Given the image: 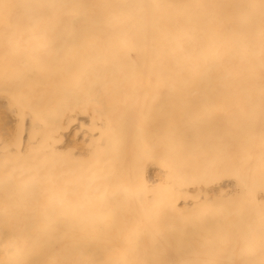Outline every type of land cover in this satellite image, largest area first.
<instances>
[{
	"label": "bare ground",
	"instance_id": "obj_1",
	"mask_svg": "<svg viewBox=\"0 0 264 264\" xmlns=\"http://www.w3.org/2000/svg\"><path fill=\"white\" fill-rule=\"evenodd\" d=\"M0 44L3 83L28 68L31 100L45 92L56 115L66 90L56 110L38 80L70 66L79 117L76 155L50 149L47 165L38 150L57 133L34 150L31 133L20 170L19 146L2 163L13 128L0 113V264H264V0H0Z\"/></svg>",
	"mask_w": 264,
	"mask_h": 264
},
{
	"label": "rangeland",
	"instance_id": "obj_2",
	"mask_svg": "<svg viewBox=\"0 0 264 264\" xmlns=\"http://www.w3.org/2000/svg\"><path fill=\"white\" fill-rule=\"evenodd\" d=\"M21 43H22V42H21ZM0 46H1V44H0ZM2 46H3V45H2ZM8 46H9V45H8ZM8 46H7V47H8ZM13 46H16V45H13ZM17 46H18L17 49L23 50V49L25 48L26 44L24 45V48H22L23 46L21 47V44H18ZM19 47H20V48H19ZM3 48H5V46H3ZM9 48L12 50L14 47L11 48V46H9ZM1 49H2V48H1ZM3 50H5V49H3ZM8 50H9V49H8ZM15 50H16V48H14L13 52L11 51L13 55H14V51H15ZM9 51H10V50H9ZM2 52H3V51H2ZM11 52H10V53H11ZM22 53H23V52H22ZM0 54H1V53H0ZM16 54H17V51H16ZM17 55H18V54H17ZM42 55H43V54H42ZM15 57H16V56H14L13 59H14ZM24 57H25V56H22L21 53L19 52V58H20L21 61H22V59L24 60ZM39 57H40V56H39ZM42 58H43V57H42ZM10 59H11V58H10ZM10 59H9V62H12V61H10ZM36 59H37V60H35V58H34V61H35V62L37 61V63H38V57H37ZM7 60H8V59H7ZM20 60H19V61H20ZM42 60H43V59H42ZM14 61H15V59L13 60V63H14V66H15V68H16V65H15V62H14ZM17 61H18V60H17V57H16V63H17ZM4 62H5V61L1 60V63H4ZM7 62H8V61H7ZM32 62H33V59H32ZM1 63H0V64H1ZM21 63L24 64L23 62H21ZM21 63H20V65H21ZM30 63H31V62H30ZM8 65H9V64H8ZM42 65H44L43 62H42ZM14 66H13V67H14ZM18 66H19V65H17V69H18ZM21 66H23V65H21ZM26 66H28V65H27V60L25 59V67H26ZM29 66H30V65H29ZM38 66H39V65H38ZM30 67H32V64H31ZM36 67H37V66H36ZM4 68H5V67H4ZM9 68H10V66H9ZM44 68H45V65H44ZM2 69H3V67H2ZM21 69H22V67H21ZM37 69H38V68H37ZM41 69H42V66H41ZM70 69H71L70 66H64V67H61V68L58 67L57 69H55V70H56L55 72H54V71H52V72H51V71H47V72H46V70H45V73H46V74H44V75L48 76V78L44 76L45 78L42 77V80L40 79L41 81H39L38 78H37L38 82H40V83H39V86H40V84H41V87L44 86V88H46V89H44L45 91H47V88H48V86L50 85V86H49V87H50L49 92H48V93L46 92V94H47V99H46L47 106H48V104L51 106V105H53L55 102H57V103L59 104V103H60L59 99L62 100V98H64V97H62V94H61V93H62V90H63V91L66 90V93H64L63 96H65V94H66L67 99H68V97H69V98H71V100H73V101L71 102L70 99L67 100V99L64 98V102L67 103V101H68V105H65V104L63 103V101H62L63 105H65V106H64V108H63L62 106H61V107H62L63 109H65V110H64L65 112L67 111V114H70L69 116H68L66 113H64V111H62V108H61V107H60V108H61V112H60V109L57 110V108L59 107L60 104H59V105L54 104V105L56 106V110H57V112H58L57 115H56L55 112H53V110H54L55 107L52 106L53 108L50 109L49 106L46 108V106H45L44 104L41 106V104L43 103V101L41 100L42 103H41V102L39 103L37 100H40L41 96L45 95V92H44L43 95H41L40 93H38V96H37V93H36L37 99H34V98H36V96L34 97L35 94L33 93L32 97H34V98L31 100V94H32V89H31V88H32L33 86H31V84H30V87L28 86V87L30 88V89H29L28 87H26V84L29 85L28 83L33 82V79L31 80V78L28 77L29 74H30V70H29L28 68L25 69V71L28 70L29 72H28V73H27V72L25 73V72L23 71V69H22V71H21V70H20V67H19V72L21 71V72H20V76H19V75L17 76V74H16L17 71H14L15 74H16V76L14 75L13 77H10V75H11V73H10L11 70H10V72H9L8 74H9V77H10L11 81L13 80L12 84H8V83L10 82V81H9L10 79H8L9 77L7 78V75H6V77L3 76V77L5 78V82H6V78L8 79V81H7V84H8V85H7V86H6L5 83H3V81H2L3 78L1 77V75H2L4 72H3V73H2V71L0 72V74L2 73V74L0 75V77H1V80H0V99H2L1 101H3L2 103H4V104L0 103V113H2L3 115H7V116L9 117V119H10V121H11V126H12L11 128H13V129H11L10 133L7 134V138L4 137L5 140L8 139V137H9V140H6V142L8 141V143L4 142L5 145H6V147H7V144H9L8 147H7V148L5 147L6 149H4V150H8V151L11 150V153L13 152V153H12L13 155L10 154V153L7 154L6 152H8V151H6V152L3 151L2 149H3V147H4L5 145H4L3 147H1V146H2V145H1L0 148H1V150L3 151V154H1L2 151L0 152V154L2 155V156L0 155V156H1V159L3 158V159H2V163H3V160H5V157L7 158L8 155H9L8 160H6V162L4 161V164H7V163H8L7 165H9V164L11 165V163L14 164V159L17 161V159H19V156H20V155H23V158H24L23 160L26 162V165L23 164V161L21 162V160H20V161L18 160L19 164H15L16 167H17V165H19V166L21 165V167H20V170H21V169H22V166H24V167H25V166H28V162H27V161H29V160H28V158H29V157H28V154L30 153V154L32 155V152L30 151L29 146L32 147L31 150H32V149L34 150V147H33L32 144H34L38 139H41L40 137L43 135V133L50 134V133H52V132H53L55 135H56V133H57V136H59V139H58L57 136H53V139L56 140V138H57V143L59 144V143L61 142V141H60V137H61V132H63V129H64V132L62 133L63 135H62L61 138L64 137V140L59 144V146H58V144H56L54 141L50 142V144L52 143V144L50 145V144H49V141H48V143L45 144V147H44V148H45L44 153H42V151H41V149H43V147H42L41 149L39 148L40 150H38V154H37V155H39V152H40V155H41V154H46L47 152H50V149H54V151H51V152H52V155H53L54 152H55V150H56V153L54 154L56 157H55V156H54V157L52 156V158H53V159H54V158H57V159H58L59 157H58L57 155H60V154H61L63 147H64V150H65V147H66V151H67V150L70 151L69 149H70L71 147L73 148V146H75V149L73 148V149H74L73 152H74V154L76 155L77 151H75V150H77V142H75V141H77V138H78V135H79V134H78V133H79L78 125H77V123H79V119H78L79 117H76L78 114H77V112H76L75 101H74V100H75L74 98H76V91H73L75 94L72 93V91H71V90L75 89V88H73L74 82H73V78H72V76H71L72 73L69 74L70 76H69V75L66 76L67 72H71ZM15 70H16V69H15ZM19 72H17V73L19 74ZM23 72H24V73H23ZM40 72H41V71H40ZM60 72H61V73H60ZM32 73H33V75H34V69H32ZM37 73H38L37 76L39 75V76L41 77L42 74H39V71H38ZM41 73H42V72H41ZM57 73H58V74H57ZM63 73H64V74H63ZM5 74H6V70H5ZM12 74H13V71H12ZM21 74L24 75V77L26 76V78H28V79H30V80L26 81V79H25L24 83L22 82V84H19V85H18V83H16V84H17V85H16V84L14 83V81H15L16 79H20V77H21V79H22ZM25 74H26V75H25ZM50 74H51V76H53V75H54V76H57L56 79L53 78V80H52V77L50 76ZM30 75H31V74H30ZM24 77H23V78H24ZM31 77L34 78V76H32V75H31ZM40 77H39V78H40ZM50 77H51V81L48 80ZM58 77L60 78L59 80H58ZM66 77H69V79L66 78ZM70 77H71V79H70ZM65 78H66V81L61 82L63 79L65 80ZM61 79H62V80H61ZM44 80H45V81H44ZM16 81H17V80H16ZM48 81H49V83H48ZM18 82H20V80H18ZM59 82H61V84L63 83V86H62V87H60L61 84H60ZM67 83H68V84H67ZM24 84H25V85H24ZM33 84H35L36 86H38L37 82H35V79H34ZM33 84H32V85H33ZM42 84H43V85H42ZM59 84H60V85H59ZM2 85H3V87H2ZM13 85H14V87H13ZM23 85H24V87H23ZM46 85H47V86H46ZM58 86H59V87H58ZM68 86H69V87L72 86L73 89H71V88H67ZM22 88H26V89L24 90V91H25L24 94L22 93V92H23V91H22ZM35 88H36V87H35ZM37 88H38V87H37ZM57 88L60 90V93H59L58 99L55 98V96L58 95ZM64 88H67V89H64ZM40 89H42V88H40ZM20 90H21V92H20ZM36 90H37V89H35V91H34V88H33V92H38V91H39V89H38V91H36ZM44 90H42V91H44ZM18 91H19V93H18ZM42 91H41V93H42ZM70 91H71V93L73 94L72 96H70V94H69ZM56 92H57V94H56ZM9 93H11V95H10ZM14 93H17L18 98H16L17 95L15 94V95H16V96H15L16 99L14 98V100H13ZM26 93H27L28 95H30V98L27 97L28 95H27ZM7 94L10 95V100H12L11 102L14 103V105H11V107L13 106L12 108L9 106V104H11V102H9V99H8V103H7V101H6V100H7L6 97L8 96ZM20 94H21V97H20ZM68 94H69V95H68ZM40 95H41V96H40ZM1 97H2V98H1ZM19 97L23 99L24 106H22V105H23V103H22V99H19ZM61 97H62V98H61ZM8 98H9V96H8ZM26 98H27V101H26L27 105H26V107H25V102H24V100H25ZM50 98H51V99H50ZM72 98H73V99H72ZM53 99H54V101H53ZM16 100H17V104H16V102H15ZM33 100H35V104H32V103H33V102H32ZM43 100H44V102H45V98H44ZM47 100H48V101H47ZM56 100H57V101H56ZM51 101H53V102L51 103ZM31 102H32V103H31ZM49 102H50V103H49ZM73 102H74V103H73ZM29 103H30V106H29ZM15 104L20 108L21 111H23V112L18 111V109H17V107H16V109H17L16 112H17V113L21 112V117H20L19 114L12 113V111H11V110H14L13 108H15ZM45 104H46V103H45ZM1 105H2L4 108H2ZM5 105H7V107H6ZM8 106L11 108V110L8 109ZM5 107L7 108V111H6L7 113H5V111H4V110H5ZM36 107H38V108L40 107V108H42V109L45 107V108H44V109H45L44 112L41 111V113L43 112V115L40 113V110H39V113L36 112ZM68 107H70V108H68ZM1 108H2L3 110H1ZM30 108H31V110H30ZM66 108H67V109H66ZM42 109H41V110H42ZM8 110H9V112H11V113H10L11 116H10V114L8 113ZM24 110H26V112L30 111L31 116L29 115V113H28V114L25 113ZM27 110H28V111H27ZM69 110H70V111H69ZM51 111L53 112L54 117L51 116V113H52ZM68 111H69V112H72V115H71V113H68ZM14 112H15V110H14ZM45 112H46L47 116H49L48 118H50L52 121L49 120V119H47V116H46V118H42V119H41V117L45 115ZM63 113L65 114V117H66V118L64 117V114H63ZM73 113H74V115H73ZM12 114H13V115H12ZM15 114L17 115V118L15 117ZM24 114H25V116L27 115L26 118H24ZM37 115H38L39 117H38ZM12 116L14 117V119L12 118ZM18 116H19V117H18ZM22 116H23V118H22ZM40 116H41V117H40ZM55 116H56V117H55ZM58 116H59V117H58ZM62 116H63L64 118H63ZM10 117H11V118H10ZM36 117H37V120H36ZM44 117H45V116H44ZM68 117H69V118H68ZM74 117L78 119V121H77V119H74V121H75V120L77 121V122H75V123L73 122V118H74ZM18 118H19V122H20V123H18ZM38 118H39V119H38ZM53 118H54V119H53ZM61 118H62L63 121H64V122H63L64 125L61 123V120H60ZM67 118H68V119H67ZM15 119H17V123H16V120H15ZM21 119H22V121H23V119H24L25 121L22 122ZM26 119H27L28 121L31 120L32 123H30V121H29V123H27V122H26ZM43 119H46V120H43ZM55 119H59L60 122H59V120L56 121ZM64 119H65V120H64ZM40 120H41V121H40ZM48 120L50 121L49 123H48ZM66 120H67V121L70 120V122H71V120H72V122L70 123V125H71L72 127L69 126V123L66 122ZM42 121H43V122L45 121L44 124H43ZM53 121H54V122H53ZM36 122H37V123H36ZM56 122H57V123H56ZM14 123H15V125H14ZM45 123H46V124H45ZM66 123H67V126H65ZM73 123H74V125L76 124L77 126H76V125L73 126ZM22 124H23V125H22ZM26 124H27V125H28V124H29V125H32V127H34L35 129H33L32 127H30V126L28 125V127H30V128L27 127L29 130H27V132H26V129L23 128V126L26 128V126H25ZM33 124H34V126H33ZM35 124H36V125H35ZM37 124H40L41 126H43V128H42V127L39 128L40 125L37 126ZM47 124H48L49 126L51 125L50 128H52L53 125L55 124V125H54V129H49V128H47V127H48ZM19 125H20V126H19ZM57 126H60V127H63V126H64V127L61 129L62 131L59 130V132H60L59 135H58L59 132H58V127H57ZM68 126H69V128H68ZM14 127H15V128H14ZM18 127H19V128H18ZM36 127H37V129H36ZM45 127H46V128H45ZM55 127H56L57 129H56ZM60 127H59V129H60ZM65 127H66V129H67V128L70 129V130L67 129V130H68V133H66L67 131H65ZM21 128H23V129H21ZM74 128H75L76 130H75ZM39 129H40V131H39ZM43 129H45V130H43ZM72 129H73V130H72ZM13 130H14V131H13ZM20 130H21V131H22V130L24 131V132H22L23 134L20 133ZM31 130H32V131L36 130V133H37V134H36L35 132H34V133L31 132ZM37 130H38V131H37ZM55 130H56V131H55ZM18 131H19V132H18ZM51 131H52V132H51ZM11 132H12V133H11ZM13 132H14V134H13ZM15 132H16L17 135H18V136L16 137V141H15V136H16V133H15ZM25 132H26V135H25ZM71 132H73L72 137H71ZM31 133H32V134H31ZM38 133H40V137H39V134H38ZM53 133H52V134H53ZM74 133H75V134H78V135H77V136H74V135H75ZM5 134H6V133H5ZM10 134H11V137H10ZM20 134H22L21 137H20ZM30 134L32 135V138L30 137L32 141L30 140V138H28V136H30ZM33 134H34V136H33ZM46 134L44 135V138L47 137ZM64 134L67 135V136H69V138L67 139V137H66ZM12 135H13V137H12ZM36 135H37V137H36ZM1 136H4V134L1 133ZM25 136H26V137H25ZM38 137H39V138H38ZM42 137H43V136H42ZM48 137H49L48 140H50V135H48ZM54 137H55V138H54ZM74 137H75V138H74ZM1 138H2V137H1ZM11 138H12V139H11ZM18 138H20L21 141L18 140ZM25 138H26V139H25ZM34 138H35V139H34ZM71 138H72V139H71ZM24 139H25V140H24ZM33 139H34L35 141H34ZM70 139H71V140H70ZM12 140H13L15 143H13ZM26 140H28L29 142H28V141L26 142ZM43 140H44V139H41V141H38V142H39V147H40V144H41V145L44 144L45 140H44V142H43ZM72 140H74L75 145H72V146H71V144L73 143ZM1 141H4V139L0 140V143H1ZM30 141H31V145H29V144H30ZM33 141H34V142H33ZM59 141H60V142H59ZM64 141H66V142L64 143ZM19 142L21 143L20 145H19ZM38 142H37V143H38ZM67 142H69V143H71V144L69 145V143H67ZM12 143H13V145H12ZM24 143H26V146L23 145ZM28 143H29V144H28ZM66 143L69 145V148H68V145H67ZM2 144H3V143H2ZM16 144H18V145H16ZM27 144H28L29 146H27ZM53 144H55V145H57V146H56V147H53ZM62 144H63V145H62ZM64 144H65V145H64ZM73 144H74V143H73ZM10 145H11V146H10ZM61 145H62V147H60ZM9 146H10V147H9ZM17 146H19V152H22V154L19 153V156H17V159H16V157H15L14 159H12V157H14L15 155H18V152H16V149H18ZM13 147L15 148V151H13V149H14ZM24 147H25V151H27L26 148H27L28 151H29L28 154H27V152H26V154H27L26 157H24L25 155H24V153H23V151H24ZM37 147H38V144H37ZM50 147H51V148H50ZM55 148H57L58 150L55 149ZM67 148H68V149H67ZM35 149H36V145H35ZM47 149H48V150H47ZM59 149H61V151H59ZM46 151H47V152H46ZM68 151H67V152H68ZM9 152H10V151H9ZM35 152H37V150H35ZM57 152H59L60 154H57ZM67 152H66V154H69V152H68V153H67ZM4 153H6L7 156H4ZM16 153H17V154H16ZM63 153H64V154H63ZM63 153H62L63 156H62V155H61V156H62L63 159H64V157H66L65 151H63ZM49 154H50V153H49ZM56 154H57V155H56ZM74 154L71 153V155H72L73 158H74V156H75ZM34 155H35V153H33V159H34ZM50 155H51V154H50ZM11 156H12V157H11ZM48 156H49V155H48V153H47V156H45V159H44L46 162H45V161H43V162H44L45 164L47 163V165H48V163H49V165H50V162H47V160L49 161V158H50V157L47 158ZM61 156H60V158H61ZM69 156H70V155H69ZM69 156L67 155L68 159H69ZM30 157H31V156H30ZM9 158H11V162H10V159H9ZM25 158H26L27 160H26ZM40 158H41V157H40ZM40 158H39V159H40ZM46 158H47V159H46ZM60 158H59V159H60ZM70 158H71V157H70ZM73 158H71V159H73ZM1 159H0V164H1ZM20 159H21V158H20ZM36 159H37V156H36L35 160L32 161V163L35 164ZM57 159H56V160H57ZM71 159H69L68 162H67V160H66V165L68 166L69 164L73 163V164H72L73 166H72V165H71V166L69 165V166L71 167V170H73L72 167H75V166H74V165H75V164H74V163H75V158H74V162H73V160H71ZM30 160H31V159H30ZM42 160H43V157H42ZM51 160H52V159H51ZM54 160H55V159H54ZM8 161H9V162H8ZM62 161H63V160H62V158H61V162H62ZM29 162H30V161H29ZM39 162H40V161H38V163H39ZM53 162L57 163V161H53ZM61 162H60V160H59L58 163H60V165H61ZM63 162H65V160H64ZM70 162H71V163H70ZM20 163H21V164H20ZM32 163H30L29 166H30ZM44 163H41V162H40V163H39L40 167H41V166L44 167V165H45ZM51 165H53V166H51V167L53 168V167H54V164H51ZM62 165H64V164H62ZM33 166H34V165H33ZM35 166L37 167V163L35 164ZM55 166H56V168L58 167V169H59L60 167H62V166H59V164H58V166H57V164H56ZM67 166H66V167H67ZM16 167H15V169L18 170L19 168H16ZM36 167H35V169H34V167H32V169H30V171H31V170L33 171V169H34V171H35L39 166H38L37 168H36ZM66 167H64L65 170H66ZM10 168H11V167H8V169H10ZM25 168H26V167H25ZM25 168H23V170H24ZM47 168H50V166H47ZM13 169H14V166H13V168H12L11 170H13ZM28 169H29V168H26V170H28ZM43 169H44V168H43ZM60 169H61V168H60ZM67 169H68L69 171H71V170L69 169V167H68ZM74 169H75V168H74ZM41 170H42V169H40V171H41ZM45 170H48V171H46V172L51 171V173H52V171H53V170H49V169H45ZM14 171H15V170H14ZM66 171H67V170H66ZM66 171H65V173H66ZM42 172H43V170H42ZM44 172H45V171H44ZM58 172H59V170L57 171V173H58ZM34 173H36V172H34ZM38 173H39V171H38ZM53 173H54V172H53ZM53 173H52V174H53ZM61 173L64 174L63 172H60V174H61ZM71 173H75V171L70 172V174H71ZM42 174H43V173H42ZM42 174H41V176H42V178H43V175H42ZM60 174H59V175H60ZM70 174H66L65 176H68V177L70 178ZM59 175L57 176V179H56V177H53L54 180H55V179L57 180L56 183L59 182V181H60V182H61V181L63 182V178H64V179L67 178V177H64V175H63V177H62V175H61V176H59ZM41 176H40L39 178H41ZM55 176H56V172H55ZM71 176H72V177H73V176L75 177V174H74V175L72 174ZM44 177H46V175H44ZM59 177H61V180L58 181V178H59ZM43 179H44V178H43ZM74 179H75V178H74ZM74 179L70 178L71 182H72V180H74ZM68 180H69V179H68ZM65 181H66V180H65ZM64 184H65V183H64ZM55 185H58V184H55ZM59 185H60V183H59ZM62 186H64V185H62ZM227 205H228V204H227ZM218 206H219V209L222 208V206H220V205H218ZM218 206H217V205H214L213 207H215V208L217 207V209H218ZM231 206H232V205H231ZM231 206H229V207H228V206H223V207H224V208H225V207H228V208H233V207H234V205H233L232 207H231ZM205 207H206V206H205ZM209 207H210V206H209ZM209 207H208V208H209ZM196 208H198V207H196ZM202 208H203V207H202ZM224 208H223V209H224ZM199 209H200V208H199ZM195 211H196L197 214L199 215V211H200V210H199V211H198V210H195ZM225 211H226V210H225ZM205 212H206V211H205ZM203 213H204V212L201 213V211H200V215H201V216L203 215ZM209 213H210V217H211L212 214H211V212H209ZM212 213L214 214V212H212ZM216 213H217V215H220V216H221V213H222V212H221V213H220V212L218 213V210H217V212L215 211V214H214V215H216ZM192 215H193V214H191V216H192ZM193 216H194V215H193ZM195 216H196V215H195ZM203 217H204V218H207V217H208V212H207V217H206V213H205V216H203ZM210 217H208V218H210ZM213 217H214V216H213ZM129 223H130V222H129ZM134 223H136V222H134ZM146 241H149V239H148V238H144V239L142 238V241H141V242H146ZM113 250H114V251H117V249H115V248H112V251H113ZM116 255H117V254H116ZM116 255H115V256H116ZM118 256H119V254L117 255V257L114 258V253H113V256H112V258H111V261L113 262L114 259H115V260H116V258L118 259ZM113 258H114V259H113Z\"/></svg>",
	"mask_w": 264,
	"mask_h": 264
}]
</instances>
